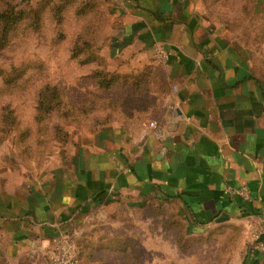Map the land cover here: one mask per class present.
Returning a JSON list of instances; mask_svg holds the SVG:
<instances>
[{
    "label": "crops",
    "instance_id": "0c3cea01",
    "mask_svg": "<svg viewBox=\"0 0 264 264\" xmlns=\"http://www.w3.org/2000/svg\"><path fill=\"white\" fill-rule=\"evenodd\" d=\"M112 1L104 54L126 77L151 71L144 105L121 111L31 178L0 175V264H48L46 249L59 234L147 196L172 201L190 230L238 225L234 264H264L247 249L246 227L264 204V44L240 42L199 0ZM157 44L169 52L165 62ZM157 63L164 89L153 82ZM240 185L251 200L223 191Z\"/></svg>",
    "mask_w": 264,
    "mask_h": 264
},
{
    "label": "rangeland",
    "instance_id": "374dc122",
    "mask_svg": "<svg viewBox=\"0 0 264 264\" xmlns=\"http://www.w3.org/2000/svg\"><path fill=\"white\" fill-rule=\"evenodd\" d=\"M199 1L208 17L240 42L264 44V13L253 11L252 0ZM115 6L112 0H0V11L17 15L10 41L0 49V115L10 114L15 127L32 132L23 141L14 128L0 134V175L31 178L44 165L60 162L62 154L68 158L78 139L120 118L127 87L119 78L108 90L98 85L106 71L125 76L112 66L119 68V62L104 54ZM87 53L96 54V60L84 62ZM152 67L161 77L159 63ZM138 73L133 70L127 77L142 75ZM44 85L60 91V108L40 125L33 117ZM85 101L95 102L97 110L81 113ZM69 232L80 264H234L243 239V231L232 223L190 230L172 201L155 196L140 206L96 211Z\"/></svg>",
    "mask_w": 264,
    "mask_h": 264
},
{
    "label": "trees",
    "instance_id": "16d2710c",
    "mask_svg": "<svg viewBox=\"0 0 264 264\" xmlns=\"http://www.w3.org/2000/svg\"><path fill=\"white\" fill-rule=\"evenodd\" d=\"M252 1H253V3H252L253 11L257 12L255 6L258 5V0H252ZM16 16H17L16 14L13 15L12 11H9V12L4 11V10L0 11V49L5 47L10 41V35H8V32L10 30V26L16 24V22H17ZM82 46L84 47V45H82ZM87 54L88 55L86 56V58L83 59L84 62L91 63L92 61L96 60V57H95L96 54H94V55H93V53H87ZM103 57H104V55H103ZM147 73L142 74L141 76H137L135 78H132V77L128 78L126 76L117 77L113 74L110 75L108 73V71H106V73L102 74V80L98 83V85L101 86V88L103 90H108V89L114 87L115 84H117L116 80H117V78H119L120 85L123 87H127V91H126L125 95L123 96V97H127V99L123 100V101H122V98L120 99L125 104L124 105L125 109L122 110V112H123L127 109L131 110V108H133V107H138V108H139V106L143 107L144 104H142V103L140 104V103H138V101L143 100L142 96L144 95V93L146 94L145 90L148 89L146 86H148L152 82V80H150L152 76L150 78L148 77V75H152V74H147ZM145 78L148 80H146ZM155 81L160 85V87L162 89H164L166 86H168L166 84L165 79L163 78V74L161 77H157V76L153 77V82L155 83ZM142 85L144 86L143 89L141 88ZM140 89H142V91H138ZM48 92L50 94V98L46 97V94ZM60 96H61L60 91L57 90L56 87L44 85L41 88V90L39 91L38 97H37V103H36L37 111H36L35 116L33 117V120L36 124L42 125V122L45 121V119H46L45 117L48 116L49 113H52L53 111H58V109L60 108V102H59ZM108 104L111 105L110 102H108ZM110 108L114 109V107H112V105ZM95 110H97L96 103L93 101H85L84 103H80V105H79V111H81V113H83V114L86 113V115H88V113L90 111L93 112ZM70 113H72L71 110H70ZM70 113L65 111L64 117H65V115L68 117L70 115ZM9 116H10V114L0 115V134H3V133L7 134L6 132L8 131V129L10 130V129L14 128L15 131L20 132V133H18V137L20 138L19 140L23 141V140H26V138L30 137V135L32 134L31 130H29V131H27L25 129H24V131L19 130L18 127H15V125H14L15 124L14 119L9 120ZM39 129H40V132H42V130H44L42 128H39ZM1 140H4V137H0V142H1ZM27 150H28V148H27ZM104 263H106V261H103V264Z\"/></svg>",
    "mask_w": 264,
    "mask_h": 264
},
{
    "label": "built area",
    "instance_id": "2783aa9c",
    "mask_svg": "<svg viewBox=\"0 0 264 264\" xmlns=\"http://www.w3.org/2000/svg\"><path fill=\"white\" fill-rule=\"evenodd\" d=\"M154 53L160 62H165L169 57V52L161 44L155 45ZM148 125L156 127L153 121H149ZM223 191L230 198L251 200L249 190L245 185L225 186ZM246 227L248 229V251L264 255V204L259 205L254 217L246 218ZM46 256L48 264H80L76 244L65 234H59L54 238L53 243L46 249Z\"/></svg>",
    "mask_w": 264,
    "mask_h": 264
}]
</instances>
